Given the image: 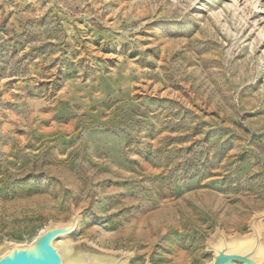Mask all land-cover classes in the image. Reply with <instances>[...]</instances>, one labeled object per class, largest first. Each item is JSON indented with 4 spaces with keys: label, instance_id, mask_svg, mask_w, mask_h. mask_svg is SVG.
<instances>
[{
    "label": "rangeland",
    "instance_id": "1",
    "mask_svg": "<svg viewBox=\"0 0 264 264\" xmlns=\"http://www.w3.org/2000/svg\"><path fill=\"white\" fill-rule=\"evenodd\" d=\"M75 210L70 241L129 264L249 234L264 0H0V251Z\"/></svg>",
    "mask_w": 264,
    "mask_h": 264
},
{
    "label": "water",
    "instance_id": "2",
    "mask_svg": "<svg viewBox=\"0 0 264 264\" xmlns=\"http://www.w3.org/2000/svg\"><path fill=\"white\" fill-rule=\"evenodd\" d=\"M82 211L67 223H50L29 244L9 243L0 251V264H129L131 255L80 250L70 241L80 229ZM264 211L256 213L246 236L217 232L208 244L211 264H264ZM2 249V248H0Z\"/></svg>",
    "mask_w": 264,
    "mask_h": 264
}]
</instances>
